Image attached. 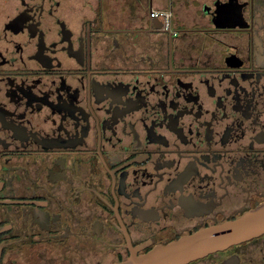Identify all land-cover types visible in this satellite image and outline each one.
<instances>
[{
    "label": "flooded vegetation",
    "instance_id": "obj_1",
    "mask_svg": "<svg viewBox=\"0 0 264 264\" xmlns=\"http://www.w3.org/2000/svg\"><path fill=\"white\" fill-rule=\"evenodd\" d=\"M263 205L264 0H0V264L120 263ZM185 264H264V233Z\"/></svg>",
    "mask_w": 264,
    "mask_h": 264
},
{
    "label": "water",
    "instance_id": "obj_2",
    "mask_svg": "<svg viewBox=\"0 0 264 264\" xmlns=\"http://www.w3.org/2000/svg\"><path fill=\"white\" fill-rule=\"evenodd\" d=\"M264 233V205L236 221L213 226L115 264H185Z\"/></svg>",
    "mask_w": 264,
    "mask_h": 264
},
{
    "label": "built area",
    "instance_id": "obj_3",
    "mask_svg": "<svg viewBox=\"0 0 264 264\" xmlns=\"http://www.w3.org/2000/svg\"><path fill=\"white\" fill-rule=\"evenodd\" d=\"M158 13H160L161 16H165V17H167L166 15L168 14V13H165V12H163V13L162 12H158ZM166 22H167V19H166Z\"/></svg>",
    "mask_w": 264,
    "mask_h": 264
}]
</instances>
